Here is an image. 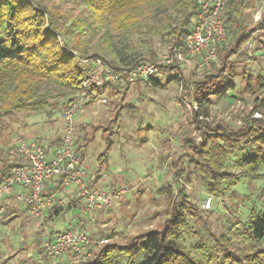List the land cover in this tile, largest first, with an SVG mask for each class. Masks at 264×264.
Here are the masks:
<instances>
[{"label": "clouds", "instance_id": "1", "mask_svg": "<svg viewBox=\"0 0 264 264\" xmlns=\"http://www.w3.org/2000/svg\"><path fill=\"white\" fill-rule=\"evenodd\" d=\"M0 264H264V0H0Z\"/></svg>", "mask_w": 264, "mask_h": 264}]
</instances>
